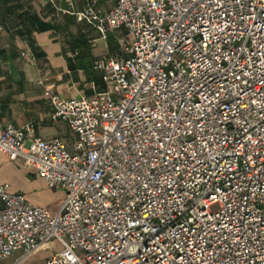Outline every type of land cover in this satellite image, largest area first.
<instances>
[{"label": "built area", "instance_id": "built-area-1", "mask_svg": "<svg viewBox=\"0 0 264 264\" xmlns=\"http://www.w3.org/2000/svg\"><path fill=\"white\" fill-rule=\"evenodd\" d=\"M108 1L74 13L125 31L103 92L44 91L72 149L0 117V153L65 190L0 183V264H264V0Z\"/></svg>", "mask_w": 264, "mask_h": 264}, {"label": "crops", "instance_id": "crops-1", "mask_svg": "<svg viewBox=\"0 0 264 264\" xmlns=\"http://www.w3.org/2000/svg\"><path fill=\"white\" fill-rule=\"evenodd\" d=\"M88 0H0V117L18 127L34 125V136L61 138L72 149L76 135L62 121L50 118L52 106L44 91L60 97L93 96L105 89L100 60L124 55V30L107 29L106 38L75 12ZM113 2L101 0L107 13ZM0 183L23 193L33 205L58 210L65 190L50 187L36 173L0 153ZM1 207V203H0Z\"/></svg>", "mask_w": 264, "mask_h": 264}, {"label": "rangeland", "instance_id": "rangeland-1", "mask_svg": "<svg viewBox=\"0 0 264 264\" xmlns=\"http://www.w3.org/2000/svg\"><path fill=\"white\" fill-rule=\"evenodd\" d=\"M52 248H55V245H53ZM49 252L48 251H42L38 253L37 255L31 257L26 264H44L45 259L47 258ZM16 254H14V257ZM11 260V259H10Z\"/></svg>", "mask_w": 264, "mask_h": 264}]
</instances>
